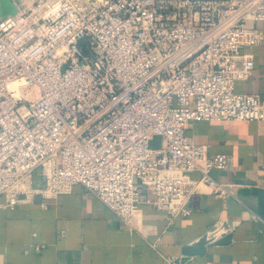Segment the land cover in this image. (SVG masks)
Wrapping results in <instances>:
<instances>
[{"label": "built area", "instance_id": "1", "mask_svg": "<svg viewBox=\"0 0 264 264\" xmlns=\"http://www.w3.org/2000/svg\"><path fill=\"white\" fill-rule=\"evenodd\" d=\"M14 4L0 20V208L80 185L132 229L140 204L186 217L194 194L237 199L212 175L231 158L185 128L264 120L260 97L234 90L263 42L249 23L264 0Z\"/></svg>", "mask_w": 264, "mask_h": 264}, {"label": "crops", "instance_id": "2", "mask_svg": "<svg viewBox=\"0 0 264 264\" xmlns=\"http://www.w3.org/2000/svg\"><path fill=\"white\" fill-rule=\"evenodd\" d=\"M249 25L263 31V42L245 49L254 68L234 90L264 102V21ZM185 134L210 156L231 158L212 175L237 199L194 194L186 217L140 204L130 229L80 185L55 198L34 195L0 208V264H264V120L190 122ZM42 185L36 173L33 187Z\"/></svg>", "mask_w": 264, "mask_h": 264}, {"label": "rangeland", "instance_id": "3", "mask_svg": "<svg viewBox=\"0 0 264 264\" xmlns=\"http://www.w3.org/2000/svg\"><path fill=\"white\" fill-rule=\"evenodd\" d=\"M31 0H24L27 3ZM17 11L16 6L13 4V0H0V20L5 18V16L11 15ZM158 141L151 143V146H157Z\"/></svg>", "mask_w": 264, "mask_h": 264}, {"label": "water", "instance_id": "4", "mask_svg": "<svg viewBox=\"0 0 264 264\" xmlns=\"http://www.w3.org/2000/svg\"><path fill=\"white\" fill-rule=\"evenodd\" d=\"M191 253V252H190ZM174 264H177V263H174Z\"/></svg>", "mask_w": 264, "mask_h": 264}]
</instances>
